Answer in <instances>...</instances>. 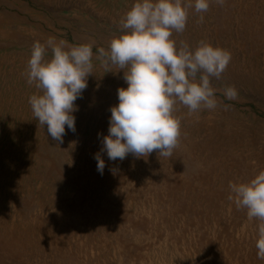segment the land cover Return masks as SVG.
I'll use <instances>...</instances> for the list:
<instances>
[{
	"label": "rangeland",
	"instance_id": "374dc122",
	"mask_svg": "<svg viewBox=\"0 0 264 264\" xmlns=\"http://www.w3.org/2000/svg\"><path fill=\"white\" fill-rule=\"evenodd\" d=\"M133 3L0 0V264H264L255 246L264 221L229 199L230 183L264 170V0L187 9L185 29L172 33L177 47L210 43L231 54L211 78L217 107L190 113L177 101L180 136L170 157L110 161L102 153L101 174L98 133L107 134L126 84L97 50L120 35ZM49 37L93 51L76 131L66 128L60 144L29 103L40 89L28 83V59L34 42ZM228 86L234 100L223 94Z\"/></svg>",
	"mask_w": 264,
	"mask_h": 264
},
{
	"label": "clouds",
	"instance_id": "9594fccd",
	"mask_svg": "<svg viewBox=\"0 0 264 264\" xmlns=\"http://www.w3.org/2000/svg\"><path fill=\"white\" fill-rule=\"evenodd\" d=\"M223 4L224 0H215ZM211 0H134L120 22L121 33L99 48L98 58L105 66L116 65L123 71L125 86L117 89L118 103L110 106L107 134H99L101 149L94 158L103 174L108 160L123 161L129 154L147 158L154 151L170 157L180 136V121L173 114L179 101L196 112L215 109L218 101L211 78H219L231 60L226 49L201 43L194 50L177 47L173 30L183 32L188 8L198 13L209 10ZM51 57L46 58V50ZM93 51L89 43L69 44L49 37L42 44L34 42L27 64V80L40 89L29 97L33 115L57 143L63 142L66 128L75 132V115L93 75ZM111 70L107 71L110 72ZM106 72V73H107ZM112 72V71H111ZM224 96L234 100V86L224 89ZM115 172V169H112ZM229 199L247 210L251 220L264 221V170L246 182L230 183ZM257 258L264 260V223L256 240Z\"/></svg>",
	"mask_w": 264,
	"mask_h": 264
}]
</instances>
